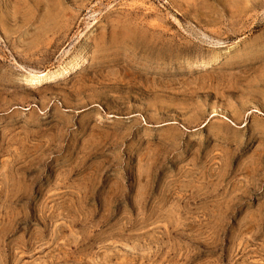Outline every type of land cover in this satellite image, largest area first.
Segmentation results:
<instances>
[{
    "label": "rangeland",
    "instance_id": "rangeland-1",
    "mask_svg": "<svg viewBox=\"0 0 264 264\" xmlns=\"http://www.w3.org/2000/svg\"><path fill=\"white\" fill-rule=\"evenodd\" d=\"M0 264H264V0H0Z\"/></svg>",
    "mask_w": 264,
    "mask_h": 264
},
{
    "label": "bare ground",
    "instance_id": "bare-ground-1",
    "mask_svg": "<svg viewBox=\"0 0 264 264\" xmlns=\"http://www.w3.org/2000/svg\"><path fill=\"white\" fill-rule=\"evenodd\" d=\"M42 77H43V74H41L40 77L31 78V83H36V81H38L37 79L39 78V80H40V78L42 79ZM35 79H36V81H35Z\"/></svg>",
    "mask_w": 264,
    "mask_h": 264
}]
</instances>
